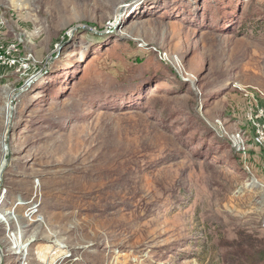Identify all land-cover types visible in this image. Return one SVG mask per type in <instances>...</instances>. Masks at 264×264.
Returning a JSON list of instances; mask_svg holds the SVG:
<instances>
[{
    "label": "rangeland",
    "instance_id": "rangeland-1",
    "mask_svg": "<svg viewBox=\"0 0 264 264\" xmlns=\"http://www.w3.org/2000/svg\"><path fill=\"white\" fill-rule=\"evenodd\" d=\"M257 124L264 0H0V264H264Z\"/></svg>",
    "mask_w": 264,
    "mask_h": 264
},
{
    "label": "built area",
    "instance_id": "built-area-1",
    "mask_svg": "<svg viewBox=\"0 0 264 264\" xmlns=\"http://www.w3.org/2000/svg\"><path fill=\"white\" fill-rule=\"evenodd\" d=\"M263 125V124H261ZM259 124L256 125V132L258 133V136L260 137L261 141L264 144V125L261 126Z\"/></svg>",
    "mask_w": 264,
    "mask_h": 264
},
{
    "label": "bare ground",
    "instance_id": "bare-ground-1",
    "mask_svg": "<svg viewBox=\"0 0 264 264\" xmlns=\"http://www.w3.org/2000/svg\"><path fill=\"white\" fill-rule=\"evenodd\" d=\"M34 239H35V237H30L28 242H31V241L34 240ZM27 245H28V244H27ZM27 245H26V246H27ZM26 246H25V247H26ZM21 247H22V246H21ZM25 247H24V248H25ZM24 248H23L22 250H24ZM18 253H20V251H19ZM2 259H3V251L1 250V247H0V261H1Z\"/></svg>",
    "mask_w": 264,
    "mask_h": 264
},
{
    "label": "water",
    "instance_id": "water-1",
    "mask_svg": "<svg viewBox=\"0 0 264 264\" xmlns=\"http://www.w3.org/2000/svg\"><path fill=\"white\" fill-rule=\"evenodd\" d=\"M126 7V6H125Z\"/></svg>",
    "mask_w": 264,
    "mask_h": 264
}]
</instances>
